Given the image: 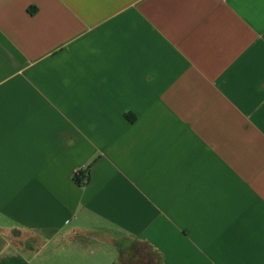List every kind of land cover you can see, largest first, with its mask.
Wrapping results in <instances>:
<instances>
[{
	"label": "crops",
	"instance_id": "0c3cea01",
	"mask_svg": "<svg viewBox=\"0 0 264 264\" xmlns=\"http://www.w3.org/2000/svg\"><path fill=\"white\" fill-rule=\"evenodd\" d=\"M0 264H264V0H0Z\"/></svg>",
	"mask_w": 264,
	"mask_h": 264
},
{
	"label": "trees",
	"instance_id": "16d2710c",
	"mask_svg": "<svg viewBox=\"0 0 264 264\" xmlns=\"http://www.w3.org/2000/svg\"><path fill=\"white\" fill-rule=\"evenodd\" d=\"M75 180L81 187H85L89 182V173H78L75 175Z\"/></svg>",
	"mask_w": 264,
	"mask_h": 264
}]
</instances>
